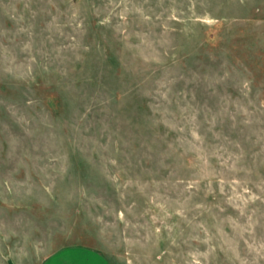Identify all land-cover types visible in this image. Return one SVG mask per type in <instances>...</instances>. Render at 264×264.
Returning <instances> with one entry per match:
<instances>
[{"label": "rangeland", "instance_id": "1", "mask_svg": "<svg viewBox=\"0 0 264 264\" xmlns=\"http://www.w3.org/2000/svg\"><path fill=\"white\" fill-rule=\"evenodd\" d=\"M264 264V0H0V264Z\"/></svg>", "mask_w": 264, "mask_h": 264}, {"label": "crops", "instance_id": "2", "mask_svg": "<svg viewBox=\"0 0 264 264\" xmlns=\"http://www.w3.org/2000/svg\"><path fill=\"white\" fill-rule=\"evenodd\" d=\"M42 264H108L96 251L82 247L71 246L53 251Z\"/></svg>", "mask_w": 264, "mask_h": 264}]
</instances>
